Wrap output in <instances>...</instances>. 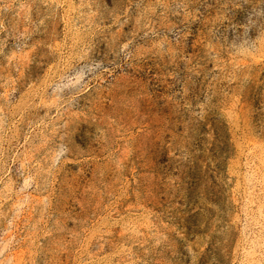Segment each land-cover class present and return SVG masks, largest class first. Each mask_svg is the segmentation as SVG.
I'll use <instances>...</instances> for the list:
<instances>
[{
	"label": "rangeland",
	"instance_id": "374dc122",
	"mask_svg": "<svg viewBox=\"0 0 264 264\" xmlns=\"http://www.w3.org/2000/svg\"><path fill=\"white\" fill-rule=\"evenodd\" d=\"M0 264H264V0H0Z\"/></svg>",
	"mask_w": 264,
	"mask_h": 264
}]
</instances>
